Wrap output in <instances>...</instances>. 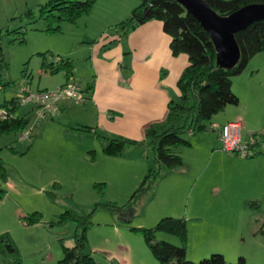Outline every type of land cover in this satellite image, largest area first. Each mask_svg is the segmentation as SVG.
<instances>
[{
  "label": "rangeland",
  "instance_id": "374dc122",
  "mask_svg": "<svg viewBox=\"0 0 264 264\" xmlns=\"http://www.w3.org/2000/svg\"><path fill=\"white\" fill-rule=\"evenodd\" d=\"M49 1L0 0V34L4 35L8 28L14 30L21 26V30L26 32L24 41L19 37L14 40L16 35L10 34L4 36L0 44L5 63L9 66L0 70V104L17 97L23 84L32 89L48 90L62 86L67 74L47 71L48 64L58 57L73 61L74 78L83 88L91 82L94 91L97 89V99L92 101L89 98L82 104L67 100L66 111L39 123L32 114L30 140L21 141L20 136L14 133L0 137V165L7 172L6 181L2 180L0 173V186L7 190V195L0 202V236L9 234L14 239L22 264H59L65 256V247L75 245L76 224L57 225L53 222L68 209L89 212L98 203L126 205L153 165L152 153L147 148L141 151L128 149L121 157H108L103 151L107 140L80 133L74 128L94 126L107 137L139 140L141 132L136 128L135 105L144 101L149 110L148 106L153 105L155 99L152 88L156 85L163 92L177 97L180 94L178 81L188 65L183 68L181 64L180 67L184 54L173 55L171 38L159 20L149 21L131 31L126 38L111 43L117 36L115 26L131 16L139 0H97L90 13L82 15L75 23H62V30L54 34L48 33L47 22L43 19L32 24L18 19L28 9H38ZM119 11L123 12L120 14ZM252 75L251 84L255 85L256 91L248 93L246 76ZM244 76L239 80L247 94L238 96L240 104L231 106V113L225 115L222 112L220 117L207 124L210 126L216 121L217 129H223L229 117L240 116L264 134V52L250 62ZM7 82L11 85H6ZM31 109L24 105L17 115ZM119 109L124 112H119ZM217 129L206 135L205 145L200 150L182 148L184 165L160 179L153 191L138 201L132 217L103 208L95 213L88 251L97 262L161 264L145 237L131 227L152 228L163 218L183 217L195 198L192 185L196 178L204 174L203 180L207 175L219 174V170L213 172L215 164L224 169V173L233 174L228 169L235 165L222 155L216 156L211 163L213 149L224 152L218 141ZM204 134L198 133L193 141ZM224 154L227 156L226 152ZM188 169L192 174L188 173L187 177L182 172L187 173ZM218 178H224V174ZM56 183L60 185L58 188H55ZM100 183L106 184L104 195L95 189V185ZM206 183L211 184L210 180ZM250 184L252 182L248 181L247 185ZM49 191L57 193L56 200L49 197ZM253 195L256 194L251 187L246 186L241 193L234 188L233 196L227 201L226 216L247 223L246 233L249 216L264 214V202L261 210L250 207ZM245 205L246 211L242 212ZM34 212L42 213L44 220L29 225L26 216ZM128 219L132 222H126ZM259 230L260 227L256 232ZM157 240L181 245L180 239L170 234L160 233ZM202 241L204 244L192 245L187 254V258L195 263L221 253L220 247H223L218 246L223 245V241L218 239ZM242 249L248 264H264V256L257 255L255 243L249 241ZM227 253L231 258L232 253ZM8 257L0 254V264L5 263V259L15 258L12 255Z\"/></svg>",
  "mask_w": 264,
  "mask_h": 264
},
{
  "label": "trees",
  "instance_id": "16d2710c",
  "mask_svg": "<svg viewBox=\"0 0 264 264\" xmlns=\"http://www.w3.org/2000/svg\"><path fill=\"white\" fill-rule=\"evenodd\" d=\"M206 1L222 16L230 15L247 5L264 4V0ZM96 2L97 0H51L38 9H28L20 18L15 17L14 19L18 18L21 22L29 24L43 19L47 22L48 33L54 34L62 30V23H75L82 15L90 13ZM152 20L163 22L164 31L171 38L170 47L173 55L186 54L189 58V65L178 81L180 94L170 100L165 117L148 124L142 140L121 136L107 137L98 128L84 125L75 127L74 130L80 133L94 134L107 140L108 144L103 151L108 156L121 157L128 149L147 148L152 153L153 165L126 205L118 206L112 202L98 203L89 212L68 209L60 215L56 222H53L57 225L76 224L75 245L65 247V256L59 264H101L88 251L89 232L94 226L95 213L103 208L132 217L135 214L138 201L152 192L160 179L169 176L184 165L181 151L183 147L191 145L189 135L208 131L207 123L215 115L224 111L228 106L240 104V99L233 90L234 78L242 75L248 69L252 59L264 52V21H258L236 35L242 52L239 64L233 69L220 67L217 63V51L209 33L180 3L169 0H139V5L132 11L131 16L115 26L117 36L111 43L119 42L126 38L131 31ZM21 28L23 26L14 30L8 28L4 35L0 34V44H2L4 36L10 34L16 35L14 40L19 37L18 39L24 41L23 36L26 32H23ZM8 67V64L5 63L2 46H0V70ZM47 71L52 74L65 72L69 79L74 77L73 61L58 57L56 61L48 64ZM6 85L10 86L11 83L7 82ZM91 89L92 86L88 91ZM21 108L22 105L19 103L18 97H13L0 104V112L2 109H6L13 115L8 119L0 117V137L12 133L20 136L29 128L32 114L34 116V108L31 107L32 109L28 113L19 116L17 112ZM11 150L16 151L14 147H11ZM0 173L2 180L6 181L7 172L2 164ZM59 186V184H55V188ZM95 189L104 195L106 184H96ZM6 195L7 190L0 186V202ZM48 195L52 200L57 199L55 191H49ZM259 206V202L251 203V207L256 209ZM43 220V214L39 212L26 216L29 225L43 222ZM126 222L131 223L132 221L128 219ZM131 228L145 237L152 253L161 264H233L221 253L213 254L200 263L189 260L187 258L188 222L185 218L166 217L152 228ZM260 229L264 235V224ZM160 233L178 237L181 245L158 241L157 236ZM0 254L4 258H9L10 255L15 257L10 261L5 259L7 264H22L19 248L9 234L0 236ZM237 264H246L244 257H241Z\"/></svg>",
  "mask_w": 264,
  "mask_h": 264
},
{
  "label": "crops",
  "instance_id": "0c3cea01",
  "mask_svg": "<svg viewBox=\"0 0 264 264\" xmlns=\"http://www.w3.org/2000/svg\"><path fill=\"white\" fill-rule=\"evenodd\" d=\"M137 5H139V1ZM120 12L122 13L123 11H119L118 13ZM170 43H171V39H170ZM258 55H256L253 59H255ZM181 57L183 58L180 61V67H181V64H183L182 66L184 68L186 64L189 65V58L185 54ZM246 73H247V70L242 75L234 79L233 90L238 96L239 95L241 96V94L242 96L244 94H247L245 93V89H243V87L240 86L241 81L239 80L241 77H245L244 75H246ZM98 76H99V73H98ZM253 76L254 75L250 77L246 76L247 77L246 81H248V89H247L248 93L250 91H256L255 85L251 84V79L254 78ZM80 86L82 87V89L84 90L86 94V100L90 98V100L92 99V101L93 100L95 101L97 99V94L95 93L97 89L96 91H94V88H93L94 85H92L91 82H89L85 88H83L81 84ZM91 86H92V89L88 91V89L91 88ZM162 90L163 89L158 87V85L152 88L153 92L151 93L153 94L152 96L155 99L153 101V105L148 106L150 107L149 110H147V107L144 101H140L138 104L135 105L134 109H137L134 114L136 128H140V132H141V138H139V140H142L143 138L142 132L145 135V129L148 126V124L154 121L161 120L165 117V115L168 112V105H169L170 100L172 99V97L176 96V95H170L169 93H165ZM67 100H71V99H66L62 101L61 106H60L61 109L59 113L66 111V106H67L66 103L68 102ZM230 107L231 106L226 107V109L222 112H224L225 115L231 113ZM120 110L122 109H119V112L123 111V110L122 111ZM29 111L30 110H27L26 113H28ZM221 113L215 115L212 118V120L217 117H220L219 115H221ZM141 116L142 118H140ZM137 119H138L139 124H137ZM231 122H240L242 124L243 137H249L253 134H262V133H259L261 129L251 125L250 122L244 121V119L241 118L240 116L237 118H234L233 116L229 117V119H227V122L223 125V127ZM216 124H217L216 121L212 122L210 126L207 124L208 131L205 132L206 134H204L200 138H196L194 141H193V137L197 134L191 133L189 135V141L191 145L187 147H183V148L188 149V150L189 149L190 150H195V149L200 150L201 148H203L205 145V139L207 137L206 135H211L210 133L216 131L217 129ZM84 126H87V125H84ZM88 127L98 128L94 126H88ZM221 129L222 127L217 129L218 141L220 143H221L220 133L222 131ZM141 150L142 149L140 148L130 149V151H141ZM181 153H182V156L184 157L185 156L184 152L181 151ZM224 153L225 152H222L220 150L213 149L211 163L214 161L216 156L222 155L223 157H225L227 161H230L235 165V167L228 169L233 174L224 173L225 170L217 167V164H215L213 172L219 170L220 172L219 174L207 175V179H203V180L201 177L204 174L200 178L199 177L196 178L195 182L192 185L193 186L192 193L195 192V198L192 200V202H190L191 206L188 207L187 212H185V215H182L183 217H180V218H185L188 222L189 240H188L187 254H189V250L192 247V245L201 244V243L204 244L202 240H206L207 238H210L213 240L214 238V239L223 241V245L220 244L218 246H223V247H220L222 248V250L220 251L230 263L237 264L239 262L238 258L244 257L246 264H248L249 260L245 258V256L247 255H242L244 254L242 253L243 252L242 247L243 245H246L247 243H249V241H252L253 243H255L257 255L264 256V235L260 232L261 229L259 230V232H256V230L259 227H261L262 224H264V214H262L261 216L259 214L256 217L249 216L250 217L248 218L250 220L249 221L250 223L248 226L249 230L246 233L244 229L247 223L245 224L241 221H235L234 219H230L226 216L228 212L227 201L229 200L230 197L233 196L234 188L237 189L238 193H241L242 189L248 186V187H251V189L255 190L256 195H253L254 196L253 202L260 203V206L259 208H257V210L262 209V204L264 202V154H258L254 157L244 158L237 154L227 153V156H226V154ZM108 157H113V156H108ZM109 159H112V158H109ZM182 173L187 174V177H188L189 176L188 173L192 174V170L188 169L187 173H185L184 171ZM199 173L201 172L199 171ZM222 173L224 174V178H218ZM208 180H210V183H211L210 186L209 184L206 183ZM248 181L252 182V184L247 185ZM187 183H190L189 180H187ZM238 185H240L241 187H239ZM246 208H247V205H245V210L242 212H245ZM252 229H253V234L251 233ZM228 251L232 253L231 258L228 256V253H227ZM3 264H7V263L5 262Z\"/></svg>",
  "mask_w": 264,
  "mask_h": 264
},
{
  "label": "built area",
  "instance_id": "2783aa9c",
  "mask_svg": "<svg viewBox=\"0 0 264 264\" xmlns=\"http://www.w3.org/2000/svg\"><path fill=\"white\" fill-rule=\"evenodd\" d=\"M17 97L22 106L34 108V116L38 123L49 117H55L61 109V101L65 99H71L78 104L86 101V94L74 77H70L64 85L53 90H34L23 84ZM12 116L6 109H2L0 112L2 119H8ZM242 130L243 126L240 122H231L223 127L220 133L223 151L244 158L263 154L264 135L253 134L249 137H243ZM31 134L32 129L28 128L20 135V140H30Z\"/></svg>",
  "mask_w": 264,
  "mask_h": 264
},
{
  "label": "water",
  "instance_id": "95a60500",
  "mask_svg": "<svg viewBox=\"0 0 264 264\" xmlns=\"http://www.w3.org/2000/svg\"><path fill=\"white\" fill-rule=\"evenodd\" d=\"M180 3L207 31L217 51V63L224 69L235 68L242 56L237 33L258 21H264V4L247 5L220 15L206 0H169Z\"/></svg>",
  "mask_w": 264,
  "mask_h": 264
}]
</instances>
